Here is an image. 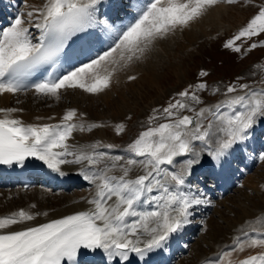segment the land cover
<instances>
[{"label": "snow or ice", "instance_id": "1", "mask_svg": "<svg viewBox=\"0 0 264 264\" xmlns=\"http://www.w3.org/2000/svg\"><path fill=\"white\" fill-rule=\"evenodd\" d=\"M238 2L226 0L229 5ZM219 3L220 0H151L107 50L61 75L47 72L46 78L30 83L38 72L46 71L45 66L56 68L73 38L85 48L98 39L97 30L105 36L112 34L108 20L97 14L102 0H45L42 7L27 12V20L23 14L18 15L8 28L0 30V95L33 91L38 96L59 99L61 89L101 92L110 86L116 70L113 67L110 71L109 65L126 66L140 59L154 41L177 26H187ZM33 19L40 33L35 43L28 26ZM260 34H264V6L258 8L224 47L242 52L236 42ZM258 46L264 47V42L252 43L249 50ZM207 75L200 72L201 77ZM128 78L136 79L135 76ZM206 88L201 82L190 85L191 91H180L179 99L162 110L168 122L141 132L125 149L132 154L129 158L97 151L98 143L79 148L70 146L68 141L74 131L103 127L76 123L75 109L67 110L58 124H25L13 116L23 109L0 108V164L23 165L33 158L61 175V165L79 164L83 166V178L95 186L94 195L87 200L92 207L86 211L22 230L0 231V264H80L81 255L94 256L97 252L104 254L105 264H132V254L147 264L145 257L164 249L171 236L190 223L189 217L196 207L207 203L198 194L183 190L192 166L200 163V154L194 152L193 142L208 145L213 136L221 133L215 148L208 152L219 163L248 138L256 117H264V90L258 92L245 84L240 85L241 90H246L243 95L228 96L211 108L196 111L188 101L202 103L197 91ZM236 92L237 88L230 85L226 96ZM185 110L194 112V116L182 115ZM153 112L159 113V110ZM158 118L154 115L149 119ZM115 131L120 134L124 126L117 125ZM104 147L111 149L114 145ZM189 153L192 158L184 161L185 167L180 171L165 167L173 165L176 157ZM260 159L264 160V154ZM135 168H140L143 174L132 178ZM145 204L152 210H139ZM36 215L21 209L0 217V230L33 221ZM237 243L238 248L233 250L243 251L245 246H264V239ZM239 264H264V252L250 255Z\"/></svg>", "mask_w": 264, "mask_h": 264}, {"label": "rangeland", "instance_id": "2", "mask_svg": "<svg viewBox=\"0 0 264 264\" xmlns=\"http://www.w3.org/2000/svg\"><path fill=\"white\" fill-rule=\"evenodd\" d=\"M34 2L33 0H20L16 16L23 14V17L28 19L25 14L40 7L44 0H34ZM261 6H264V0H239L238 3L232 5L227 4L226 0H220L218 5L211 7L202 16L190 21L187 26H177L175 30L173 29L169 31L163 38L154 41L146 53L141 56V59H136L135 62L142 61L141 63H143L144 61L142 59L144 58L145 61L148 63L150 62V65L153 64L155 69L151 71L150 74L155 77H162L163 79L161 82L153 87H147L145 83L141 81L140 73L137 74V77L135 76L136 79L134 80H130L129 78L119 80L117 83H121L117 90L127 94L126 99H128L129 107H127V110L125 111L126 114L122 117L110 118L112 117V111L109 110L108 107L106 108L102 102L104 107L102 105V108L99 107L100 113L104 110L101 114L108 117L101 120L99 119L97 124L103 125V127L94 128L91 131H85L83 133L81 132L80 137L86 142H93L96 144L99 142L100 133L102 132L101 128H103L106 131L107 139L110 141L115 140L116 147L119 149L127 148L130 143L138 138L141 132L146 131L149 127H156L160 123L168 122L163 115V108L167 107L168 104L175 99H179L177 94L180 91L189 89L190 85L194 86L201 82L207 85L206 89L197 91V95L200 97L202 103L193 104L191 101H188L191 107L196 111H199L201 108H211L225 101L228 96L243 95L246 90L240 89V85L242 84L248 85L249 88L258 92L264 90V47L258 46L255 49L249 50L252 43L260 45L261 42H264V34H260L250 40L245 39L237 41L236 43L242 47V52L239 53L224 47V43L237 34L242 27L246 26L247 22L254 16L258 8ZM207 14L212 15L210 17ZM191 25L193 26V29ZM191 31L193 33H191ZM201 71L207 72L208 75L201 77ZM130 81H133V83L127 87V84ZM230 85L235 86L237 92L227 94L226 96L227 87ZM189 90L191 91L193 89ZM62 91L63 90L61 89L60 98L57 100L58 102H61L59 106L57 101L53 103L50 101V97H44L45 101H50L48 104L49 107L47 108L49 110L55 109L51 112H58L59 109L63 110V107L67 109L75 106L72 102L73 97H69L70 95H67V93L66 95L65 93L63 94ZM92 100L97 102L99 98L97 97L96 100ZM154 109L159 110V113H154ZM238 110L243 111V109ZM224 111H227V109H224ZM181 114L194 116V112L187 110ZM154 115H158L159 118L150 121L149 118ZM204 123L206 125L207 121H204ZM258 124H260L261 128L255 127ZM117 125L124 126V131L120 134H117L115 131ZM220 136H222V134L217 133L216 136L212 137L208 145H204L199 141L193 142L194 152L200 154V162L210 160L211 157L208 155V152L215 148V139ZM248 137H252L255 141L256 155H254V162L253 166L250 168L251 170L247 171L246 169L244 171L240 178L241 181L250 175L258 177L263 172L262 170L264 167H259L261 163L264 164V160L260 159L261 154H264V117H256L255 123L248 132ZM239 149L236 151V162L234 163L240 166L242 165L243 151L245 150L241 149L240 151ZM190 158H192L191 153L184 156H178L175 158L173 165L169 166L172 167L173 171H180L185 167L184 161ZM237 161L239 163H237ZM240 180L237 185L233 186L230 191L225 194V204L228 208L223 204L224 206H218L217 212L211 213L210 211L204 217V221H202V223L204 222L205 224H200L199 228L196 230L197 234L194 233L192 236L194 239H191V243H194L197 239L201 240V236H205L209 239V236L215 227V220L217 219L219 212L222 213L225 222L228 220L234 222L239 218L242 214V209L239 208L238 205L239 203H246L247 199L244 197V192L249 194L252 200H256L255 194L248 190L246 186H243V181L241 182ZM191 186L196 187L193 181L191 182ZM38 187L41 188L43 190L42 192L45 194L42 197L50 199L51 196H54L57 193L59 195L76 192L86 194L92 186L89 184H79V186L68 190L62 188L52 189L42 185H39ZM30 189H27L28 191L21 195V197L20 195H9L4 198L0 196V213L4 211H14L15 209L17 211L21 209L29 211L32 208V205L36 204V202L34 203L29 200L30 197L28 196H31L33 190L32 188ZM191 194H198V192L193 190V193ZM245 205L248 207V204ZM233 207L235 208V212H230L229 210H233ZM16 210L14 212H17ZM35 210H37V207ZM259 212L261 214L260 217H255L256 220L252 219L247 225H245L246 228L258 226L259 224H256V222L261 223V226L264 225V208L259 209ZM8 215L9 213L1 214V216ZM198 217L199 216L197 215H193L191 220L196 221L197 219L198 221ZM207 219L211 220L210 224ZM223 229H225V227ZM205 248L207 249V255L212 253V250L208 246ZM189 250H187V254L184 255L185 258L190 257V255H188ZM178 261L179 259H177L174 264H179Z\"/></svg>", "mask_w": 264, "mask_h": 264}, {"label": "bare ground", "instance_id": "3", "mask_svg": "<svg viewBox=\"0 0 264 264\" xmlns=\"http://www.w3.org/2000/svg\"><path fill=\"white\" fill-rule=\"evenodd\" d=\"M111 2L112 0H102V4H109ZM42 5L40 7H42ZM101 5L98 6V9ZM134 8L139 10V7L137 5H134ZM207 15L211 17L212 14L210 15L207 14ZM35 21L36 20L33 19L28 24L30 28V32L32 36L34 37V40H33L34 43L37 42V39L35 38L39 37V30L34 27ZM191 27L193 29L192 25ZM191 33L193 32L191 31ZM135 60L136 59L128 63L126 66L109 65L108 68L110 71L112 70L113 67H115L116 70L113 72L110 86L101 92L88 93V92H85L83 89H79V88L62 89L63 94L65 93L66 95L67 93V95H70L69 97H73L72 102L73 104H75V106L72 108L65 109V107H63V110L59 109L60 111L58 110V112H51V111H54L55 109L49 110L47 108L49 107L48 104L50 103V101L54 103L58 99H56L55 97H50V101L48 102V100L45 101L44 99L45 96H38L33 91L20 92L15 95L10 94V93L0 95V108H21L23 109L22 112L14 113L13 116L21 119L25 124H33V123L58 124L60 123L63 114L69 109H75L77 111L78 116L75 120L76 123L78 124L84 123L85 126H87L88 124H92V123L97 124L99 119L101 120V119H105L106 117H108V116H105L104 114L103 115L101 114L104 110L100 113L99 107L102 108L103 104L106 106V108L108 107V109L112 111V115H111L112 117L110 118L122 117L123 115L126 114L125 111L127 110V107L129 106H128V99H126L127 94H125V92H121L120 90H117L118 87L120 86L119 84L121 83V82L119 84L117 83L119 82V80H123L125 78H128L129 76L137 77V74L140 73L141 81L144 82L147 87H151V86L153 87L154 85L161 82V80L163 79L162 77L159 78V77H155L150 74L151 71L155 69L154 68L155 66H153V64L150 65L149 64L150 62L148 63L147 61L144 60V58L142 59L144 61L143 63H141L142 61L135 62ZM132 83L133 81H130L128 83L129 85L127 84V87L130 86ZM97 97L99 98L97 102L92 100V99L96 100ZM60 104L61 102H58V106ZM80 114H83V115L81 116ZM0 116H2V114H0ZM37 117H42V119L37 120ZM49 117H53V119H49ZM255 127L261 128L260 124L256 125ZM101 129H102V132L100 133V138L98 142L100 147L97 149V151H105V152H108L109 156H124L125 158H128L132 155L131 153H128L125 151V149L127 148L119 149L118 147H116L115 140H111V141L108 140L106 137L105 129L103 128ZM80 133L81 131L79 130L73 132L71 139L68 141L70 146L79 148V147H86L87 145L95 144L93 142H86L85 140H83L80 137L81 136ZM215 140L217 141V139ZM109 144L114 145V147L111 149L104 147L105 145H109ZM254 146H255V141L253 140L252 137L251 138L248 137L238 147V148L245 150V151L242 150L244 152V160H245V163L243 164L244 168H247L251 164V160H253L254 155H256L254 153V150H255ZM238 148L234 150H230L229 153L225 157H223L219 163L214 161L212 157L210 156L211 157L210 160L208 161L205 160L204 162H200L198 165H193L192 172L189 176H187L186 184L184 185L183 190L185 192L190 193L191 188L188 186V179L192 177V174H194L196 170H205L206 166L209 167V166L214 165L215 167L222 168V167H225L226 165L225 169L228 171L230 170L229 173H231V171L235 172L237 169L239 170V172L246 170V169H243L242 166L238 167V164L234 163L236 161L235 154ZM68 159H72V157H68ZM252 165L253 164H251V166ZM37 166L38 167L43 166L42 170L43 172H45L44 177H45V180L47 181L45 183H47L49 186L51 185L52 182H54L55 184H59V183L61 184H67V183L89 184L92 187L86 194L82 192H76V193H70V194H65V195L63 194L59 195L57 193L55 195H59V196L54 195V196H51L50 199H47L46 197H42L45 194L42 192L43 190L41 188L39 187H35L34 189L32 188L33 189L32 194L31 196H28V197H30L29 200L33 201L34 203L36 202V204H35V207H32L29 211L28 210L27 211L33 214H38L36 215V218L33 221H26L24 223L12 225L10 226V228L5 229V230H0V231L19 230L21 228H25V227H29L32 225L42 223L49 219L61 217L63 215H66L74 211H78V210L86 211L92 207L91 205L87 203V200L91 199L92 196L94 195L95 186L90 184L89 181L85 180L83 176L81 175V168L83 167L82 165H79V164L61 165L60 167H61V171L63 172V175H61L60 173L53 172L52 170L48 169L47 166L44 167V164L41 161L38 162ZM262 166L264 167L263 163L260 164L259 168H261ZM165 167H167L170 171H173L171 166L166 165ZM262 171L264 172V168ZM140 172L142 173L140 168H135L134 171L131 173L132 178H134ZM263 172L258 177L250 175V176H247L244 180L242 179L243 182L241 181L243 186H246L248 190H250L251 192L255 194L256 200L255 199L252 200L249 194L244 192V197L247 198L246 203H239L238 207L242 209V214L234 222H230L229 220L225 222L222 213L219 212L217 215L218 217L215 220V223H216L215 227L213 228V232L210 234L209 239H207L205 236H201V240L197 239L194 243L190 242L191 239H194V237H192L193 235L190 236V233H192L193 231L194 233H196V230L199 228L200 224L204 225L205 223L204 222H203L204 224L202 223V221H204L202 219L198 220L197 222H193L191 220V216L189 217L190 223H188L181 231L177 232V234L173 237L172 241L168 243L169 250H171V255L172 253L173 254L179 253L181 255L183 252L182 250L184 249L183 247H188L187 250H189V247H190L189 254H188L190 255V257L185 258L184 256L185 254H183L182 256H180V258H178L179 264H239L240 261L246 259L250 255H259L262 252H264V246H257L254 248L245 246L243 251L233 250L235 248H238V243H237L238 241L244 242L246 244V242L250 239H264V225L261 226V223L256 222V224H259L258 226H251L248 228H246L245 226L252 219L256 220L255 217L259 218L261 215L259 212V209L264 208V181H263L264 173ZM0 191H1L0 196L4 198V197H8L9 195L10 196L20 195L21 197V195H23L28 190H23L20 188H14V189L5 188V189H1ZM210 195L209 194L203 195L207 197H203L201 199L206 200L207 203L197 206L195 211L192 213V215L197 214L199 216L200 215L205 216L207 209H209L211 213L212 212L215 213L218 210L217 209L218 206L225 204V199H224L225 196L221 198L220 196L222 195L220 192H219V196L218 195L216 196L218 197L216 200L211 198ZM245 204H248V207ZM36 207H37V210H35ZM225 207L228 208L226 204H225ZM139 210L148 211V210H152V208H150L149 205L145 204V205H142ZM233 210L230 209L229 211L235 212L234 207H233ZM14 211L12 210V211L1 212L0 217H3L1 216V214L3 213H7V214L9 213L10 215V213H13ZM44 213H47V215H44ZM207 220L210 224L211 220L210 219H207ZM224 227L225 229H223ZM206 246H208L212 250V253H210L209 255L206 254L207 253L206 252L207 249L205 248ZM100 253L102 256L99 255L98 253L97 254L101 262L104 263L105 262L103 259L104 254L102 252ZM225 253H229V255L225 256L224 255Z\"/></svg>", "mask_w": 264, "mask_h": 264}]
</instances>
